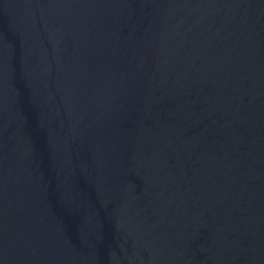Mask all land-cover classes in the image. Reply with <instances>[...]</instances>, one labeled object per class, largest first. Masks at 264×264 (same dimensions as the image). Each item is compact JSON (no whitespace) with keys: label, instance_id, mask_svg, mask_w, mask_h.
<instances>
[{"label":"water","instance_id":"obj_1","mask_svg":"<svg viewBox=\"0 0 264 264\" xmlns=\"http://www.w3.org/2000/svg\"><path fill=\"white\" fill-rule=\"evenodd\" d=\"M0 264H264V0H0Z\"/></svg>","mask_w":264,"mask_h":264}]
</instances>
